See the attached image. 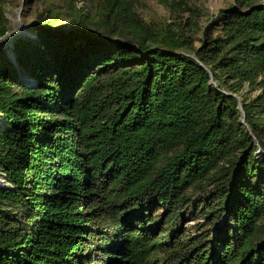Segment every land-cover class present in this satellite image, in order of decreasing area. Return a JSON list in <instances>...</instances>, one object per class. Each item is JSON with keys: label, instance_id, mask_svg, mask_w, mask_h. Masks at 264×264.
Segmentation results:
<instances>
[{"label": "trees", "instance_id": "obj_1", "mask_svg": "<svg viewBox=\"0 0 264 264\" xmlns=\"http://www.w3.org/2000/svg\"><path fill=\"white\" fill-rule=\"evenodd\" d=\"M20 1L0 0V264H264V0L198 47L136 0H23L9 37Z\"/></svg>", "mask_w": 264, "mask_h": 264}, {"label": "rangeland", "instance_id": "obj_2", "mask_svg": "<svg viewBox=\"0 0 264 264\" xmlns=\"http://www.w3.org/2000/svg\"><path fill=\"white\" fill-rule=\"evenodd\" d=\"M137 11L140 16L148 23L155 27L165 28L169 25L170 32H176L178 29L183 31L190 40H193L194 47L199 46V39L205 27L213 21L220 11L225 10L233 0H136ZM186 3L192 9V12L186 11L183 4ZM8 18L12 25V32L24 33L26 32L25 24L34 21V15L31 11L23 12V0L15 9H10ZM215 32L213 37H217ZM256 95V92L253 93ZM2 178L0 176V183ZM198 221H188L186 225L193 226ZM200 223V222H199Z\"/></svg>", "mask_w": 264, "mask_h": 264}, {"label": "water", "instance_id": "obj_3", "mask_svg": "<svg viewBox=\"0 0 264 264\" xmlns=\"http://www.w3.org/2000/svg\"><path fill=\"white\" fill-rule=\"evenodd\" d=\"M18 33L17 32H11V33H9L7 36H9V37H13L14 35H17ZM2 39V38H1ZM211 85H214V81H213V79H212V77H211V83H210ZM241 112H242V115H243V119H242V121L240 122V123H244V113H243V111L241 110ZM0 187H2V188H4V189H8L9 188V186L7 185V184H5L4 183V181H3V179H2V182L0 183Z\"/></svg>", "mask_w": 264, "mask_h": 264}]
</instances>
